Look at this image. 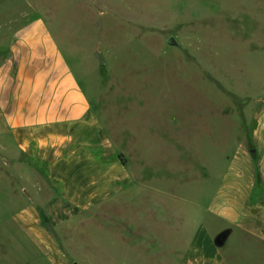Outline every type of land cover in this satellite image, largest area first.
<instances>
[{
  "label": "rangeland",
  "instance_id": "obj_1",
  "mask_svg": "<svg viewBox=\"0 0 264 264\" xmlns=\"http://www.w3.org/2000/svg\"><path fill=\"white\" fill-rule=\"evenodd\" d=\"M35 19L114 123L135 180L111 209L65 221L44 256L13 221L31 170L0 155V264H175L264 94V0H0V51ZM255 250L242 264L264 263Z\"/></svg>",
  "mask_w": 264,
  "mask_h": 264
},
{
  "label": "crops",
  "instance_id": "obj_2",
  "mask_svg": "<svg viewBox=\"0 0 264 264\" xmlns=\"http://www.w3.org/2000/svg\"><path fill=\"white\" fill-rule=\"evenodd\" d=\"M258 97L246 129L235 132L201 212L187 215L194 231L175 264H242L248 249L264 260V94ZM101 111L42 21L16 29L0 51V155L11 169L21 164L31 170L29 178L23 175L28 192L24 183L20 188L30 204L13 221L44 256L49 254L41 245H57L65 221L111 209L135 180L115 125ZM203 177L207 183L209 175ZM222 232L223 241L215 244ZM223 245L235 247L231 257Z\"/></svg>",
  "mask_w": 264,
  "mask_h": 264
},
{
  "label": "water",
  "instance_id": "obj_3",
  "mask_svg": "<svg viewBox=\"0 0 264 264\" xmlns=\"http://www.w3.org/2000/svg\"><path fill=\"white\" fill-rule=\"evenodd\" d=\"M168 43H172V41L169 40ZM224 237H225V233H220V234H218V235L215 237V239H214V243H215V244H220V243L223 241Z\"/></svg>",
  "mask_w": 264,
  "mask_h": 264
},
{
  "label": "trees",
  "instance_id": "obj_4",
  "mask_svg": "<svg viewBox=\"0 0 264 264\" xmlns=\"http://www.w3.org/2000/svg\"><path fill=\"white\" fill-rule=\"evenodd\" d=\"M45 219V218H44ZM46 220V219H45ZM45 220H43L44 222H45ZM222 233H224V232H222Z\"/></svg>",
  "mask_w": 264,
  "mask_h": 264
}]
</instances>
